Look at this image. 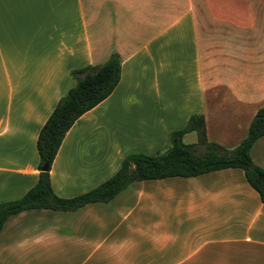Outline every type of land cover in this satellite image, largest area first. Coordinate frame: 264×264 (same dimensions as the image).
Segmentation results:
<instances>
[{
    "label": "crops",
    "instance_id": "0c3cea01",
    "mask_svg": "<svg viewBox=\"0 0 264 264\" xmlns=\"http://www.w3.org/2000/svg\"><path fill=\"white\" fill-rule=\"evenodd\" d=\"M113 51L121 61L118 85L73 124L51 165L60 197L100 184H90L99 177L96 168L81 179L61 175L54 182V167L75 130L72 142L80 130H96L109 118L115 131L121 115L187 111L188 118L203 115L208 140L234 148L264 105V0H0V196L20 198L37 182L38 133L75 84L71 71L103 63ZM250 154L264 167V135ZM81 182L86 189L73 191ZM132 185L112 200L146 214L144 232L137 223L127 227L149 245L143 258L137 239L122 246L126 233L99 214V202L64 213L10 215L0 253L17 251L23 260L84 253L86 261H101L111 245L113 264H264V204L242 169ZM67 190L76 193H60ZM66 212L82 217L69 220ZM125 248L136 255L127 257Z\"/></svg>",
    "mask_w": 264,
    "mask_h": 264
},
{
    "label": "trees",
    "instance_id": "16d2710c",
    "mask_svg": "<svg viewBox=\"0 0 264 264\" xmlns=\"http://www.w3.org/2000/svg\"><path fill=\"white\" fill-rule=\"evenodd\" d=\"M75 84L64 94L42 125L36 148L39 168L48 162L50 169L63 139L73 124L87 111L105 100L121 77L120 55L113 51L100 64L71 71ZM194 132L196 143L183 137ZM264 135V105L252 118L245 137L234 148L208 140L202 114H193L185 126L170 135L169 148L160 154L132 153L125 156L118 170L96 187L73 197L58 196L51 185L50 169L38 174L37 182L22 197L0 202V231L6 219L29 209L75 211L89 203H108L133 182L174 176L193 177L225 168H240L264 204V167L251 157L255 141Z\"/></svg>",
    "mask_w": 264,
    "mask_h": 264
},
{
    "label": "rangeland",
    "instance_id": "374dc122",
    "mask_svg": "<svg viewBox=\"0 0 264 264\" xmlns=\"http://www.w3.org/2000/svg\"><path fill=\"white\" fill-rule=\"evenodd\" d=\"M187 115V111H179L177 116L170 113L168 116H163L162 118L159 116L145 118V116L138 115L136 112H133L131 114L119 116V125L116 126L118 130L113 131L110 125L106 123L108 120H110L109 118L108 120L104 121L105 125L103 127L100 126L96 130H93L91 126L85 130H80L74 142H72V135L76 133V130L73 131L70 135L71 137L68 138L66 145L63 147L58 161L54 167V182L55 179H59L61 175H64L65 177L66 175H70L71 177L75 176L81 179L83 175L89 172L90 169L96 168L99 176L97 177L98 180L96 178L95 182L90 184L101 183L114 173V170L112 172H108L107 166L110 163H118L120 158L123 159L125 156L132 153L156 155L165 152L170 146L171 132L181 129L185 126L189 119L186 117ZM105 118L106 117H104L103 120ZM183 141L188 144L196 143V133L191 132L186 134L183 137ZM117 150H119L121 153L120 157L116 155ZM117 165L118 164H116V169L118 168ZM80 184L82 185H78V187H75V190L73 191L82 192L84 189H86V186H84L83 182ZM132 184L129 185L125 190L121 191L118 196L125 194L123 192L126 190H134L129 189L130 186H134ZM76 192H70V190H67L60 193L72 195ZM15 195L16 196L11 197L4 195L0 196V202L7 201L8 199L17 197L20 194L16 193ZM115 200L116 201L112 200L108 203H99V208H101L99 209V214L103 215V218L108 221H116V223L119 224L121 235L126 233V236H124L125 241L122 246H125L126 243H129V238L132 240L137 239L136 241H138V245L135 250L138 251L136 253L139 254L140 258H143V251H145V248L149 249V245H146L144 236L139 239L138 233L129 232L127 227L131 224L137 223V226L142 230V232H144L147 225V218L145 219L146 214L143 212L140 213L139 208H123V206H121L122 203H119L118 201L119 199ZM125 204L128 205V202L126 201ZM59 213L64 212L59 211ZM69 214L71 213L66 212V216H69L66 218H70L69 220L80 221V218L82 217L81 215H77L79 213H75L76 215ZM148 218H150V215ZM105 247L106 251L108 252L104 254L105 257L104 259H101V261H86L87 259L85 260L84 253L72 258L71 260H63V256L60 255H52L53 258L50 256H47L46 258L39 256L38 258L23 260L19 256L20 253H17L16 251L14 254H7L5 252L0 253V264H113L114 262L112 260L110 248L111 245L110 247L108 245ZM125 249L126 251L124 252V255L127 254V257L132 258L136 255V253H134L131 256L127 248ZM56 259L60 260L56 261ZM144 263V261L133 259L131 262L130 260L122 261L121 264ZM115 264L120 263L117 262Z\"/></svg>",
    "mask_w": 264,
    "mask_h": 264
},
{
    "label": "water",
    "instance_id": "95a60500",
    "mask_svg": "<svg viewBox=\"0 0 264 264\" xmlns=\"http://www.w3.org/2000/svg\"><path fill=\"white\" fill-rule=\"evenodd\" d=\"M40 169L41 171H48L50 169L48 162H45Z\"/></svg>",
    "mask_w": 264,
    "mask_h": 264
}]
</instances>
